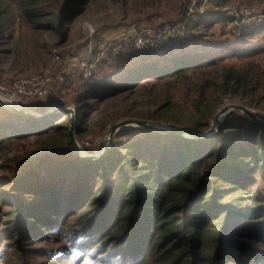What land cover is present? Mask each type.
Here are the masks:
<instances>
[{"label": "trees", "instance_id": "16d2710c", "mask_svg": "<svg viewBox=\"0 0 264 264\" xmlns=\"http://www.w3.org/2000/svg\"><path fill=\"white\" fill-rule=\"evenodd\" d=\"M131 1L23 0L20 17L34 34L54 31L64 39L67 24L93 5L111 3L127 15ZM14 17L9 4L0 0V46L14 34ZM229 21L223 15L202 17L191 29ZM197 35L145 53L93 98L107 99L152 80L170 84L198 76L190 100H166L149 116L197 133L206 130L205 122L228 99L262 108L264 65L258 60L264 55V27L246 29L235 42L213 49L197 50ZM3 112L0 151L50 130L67 137L71 147L70 113L62 111L59 118L5 107ZM140 130L146 129H122L117 137ZM146 131L147 140L115 145L99 161L57 153L54 159L42 157L48 177L35 168L22 171L31 167L25 160L22 169L3 165L0 239H40L57 223L65 229L67 216H77L81 227L67 247L70 264L91 258L103 264H264V194L250 189L258 180L264 182V125L226 123L211 138ZM2 184L11 186L4 189Z\"/></svg>", "mask_w": 264, "mask_h": 264}, {"label": "rangeland", "instance_id": "374dc122", "mask_svg": "<svg viewBox=\"0 0 264 264\" xmlns=\"http://www.w3.org/2000/svg\"><path fill=\"white\" fill-rule=\"evenodd\" d=\"M5 1L15 13L13 23L15 31L8 43L0 46V82L10 85L16 80L36 76L48 75L52 78L50 91L46 95L22 96L18 97L17 104L16 102L10 104L25 109L27 113L37 115L50 113L48 117L59 115V118L63 117L64 109H74L79 150L72 144L70 147L69 139L65 136L61 137L55 131L50 130L44 135H29L13 144L12 148L0 151V181L6 174L2 168L3 165L22 169L26 162L23 163L24 165L20 162L25 160L27 164L31 163V167L26 166L27 170L22 171L35 168L42 177H48L49 171L42 162V157L54 159L57 153L67 158L88 159L87 156H94L96 158L91 161H99L115 145L128 144L137 138L145 141L150 136L146 131L150 129L130 124L118 130L111 139L110 130L124 121H142L152 127L192 131L175 126L173 123L151 120L149 116L156 112L166 100L170 99L179 104L184 103L187 98L190 100L193 96L191 91L200 82L198 76L188 81H171L170 84L152 80L146 82L147 84L141 83L131 91L107 99L93 98L104 94L110 83H114L125 68L135 66L145 53L156 52L166 43L175 42V40H169L154 47L135 49L132 39H123L124 31L134 27L139 32L152 33L168 24L185 21L188 27L177 41H183L192 36V33L198 34L195 45L197 50H202L235 42L246 30L242 28L243 30L239 31L237 27L241 25L242 20L254 21L255 24L250 28L264 27V23L261 27L257 26L262 19L264 20V0H225L218 6L207 4V0H135L129 3L127 15L111 3L93 5L67 24L68 33L64 39H60L54 31H41L34 34L28 29V25L20 17V2L23 0ZM193 5L194 13L188 18L186 14ZM229 6L237 16L232 18L224 12L225 8L231 9ZM221 15L230 19L224 26L215 24L207 28L203 24H198L191 29L202 17ZM108 43L112 48L109 54L104 55L101 52V46ZM115 49L119 50V57L114 56ZM226 62L239 63L237 59H229ZM258 62L264 65V55ZM81 105H88L81 111L82 114H80ZM233 105L246 107L264 121V106L257 108L247 106L240 100L228 99L225 105L216 111L215 116L205 122L206 130L199 134L217 133V114ZM4 116L3 106L0 105V122ZM222 121L223 127L226 123L249 124L252 120L243 111L231 108ZM137 128L146 130L134 132L130 137H117L122 129L136 130ZM10 186L2 184L1 187L9 189ZM250 189L253 194L256 190H262L264 194V182L258 180ZM59 219L60 216L57 220ZM64 221L65 229L60 228V224L57 223L54 228L48 230L47 234L43 232L40 239L29 240L25 235L16 241L0 239V264H70L72 259L69 257L67 247L77 235L81 224L77 216L74 218L67 216ZM0 227L4 225L0 224ZM53 232L56 234L51 235ZM99 250L100 253L104 251L103 248ZM71 264L103 263L97 258H91L86 261L80 259ZM113 264L118 262L115 261Z\"/></svg>", "mask_w": 264, "mask_h": 264}, {"label": "built area", "instance_id": "2783aa9c", "mask_svg": "<svg viewBox=\"0 0 264 264\" xmlns=\"http://www.w3.org/2000/svg\"><path fill=\"white\" fill-rule=\"evenodd\" d=\"M225 0H207V4H214L216 6L220 5ZM212 6V5H211ZM231 7V6H229ZM189 13L186 15L188 18L194 13V5L189 8ZM228 16L230 15L232 18L237 16L235 11L232 9L224 10ZM227 16V15H226ZM239 21V20H238ZM254 21L248 20L244 22L242 20L241 25L237 26L240 30L247 29L253 27L255 24ZM188 23V22H187ZM264 23V20L260 21L257 26L261 27V24ZM188 25L186 22H181L178 24H168L158 30H155L152 33H146L143 31H138L136 28H131L123 32L122 37L124 40H131L134 42L135 49H143L145 47H154L157 44H164L166 41L175 40L177 41L180 36L185 33ZM243 28V29H242ZM131 41V42H132ZM112 48L111 44H102L101 52L106 55L110 53V49ZM119 49V47H118ZM115 49L114 56L119 57V50ZM118 50V51H117ZM52 84V78L48 77V75L36 76L30 79H19L11 83L10 85H6L3 82H0V99L7 103V99H11V104L16 102L18 103V97L22 96H44L50 91V85ZM10 104V103H9ZM1 105V104H0ZM2 106V105H1Z\"/></svg>", "mask_w": 264, "mask_h": 264}, {"label": "water", "instance_id": "95a60500", "mask_svg": "<svg viewBox=\"0 0 264 264\" xmlns=\"http://www.w3.org/2000/svg\"><path fill=\"white\" fill-rule=\"evenodd\" d=\"M0 104L5 107L8 108L12 111H15L17 113L20 114H27V115H34L37 117H47L50 115V113H45L42 115H37L34 113H27L25 109L22 108H18L16 106H13L9 103H6L5 101H3L2 99H0ZM231 108L234 109H238L243 111L244 113H246L249 118L254 121V122H258V123H262L264 124V121L260 120L253 112H251L250 110H248L246 107L243 106H239V105H233L231 107H226L224 108L220 113L217 114L216 116V123H217V128L218 131L217 133H213V134H206V135H202L193 131H188V130H184V129H172V128H165V127H152L150 125H148V123L146 122H142V121H124L121 123H118L117 125H115L111 130H110V137L111 139L114 137L115 133L120 130L121 128H124L125 126L128 125H136L137 127H142V128H147L153 131H157V132H161V133H165V134H171V135H178V136H184V137H197V138H210V137H214L216 136L222 127V120L223 118L226 116V114L230 111ZM64 112H68L71 114V128H70V137H71V144L79 150V146L76 140V132H77V127H76V111L74 109H64ZM88 159L93 160L94 156H87Z\"/></svg>", "mask_w": 264, "mask_h": 264}, {"label": "bare ground", "instance_id": "6f19581e", "mask_svg": "<svg viewBox=\"0 0 264 264\" xmlns=\"http://www.w3.org/2000/svg\"><path fill=\"white\" fill-rule=\"evenodd\" d=\"M12 101H11V99H7V103H11Z\"/></svg>", "mask_w": 264, "mask_h": 264}]
</instances>
